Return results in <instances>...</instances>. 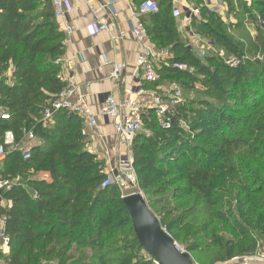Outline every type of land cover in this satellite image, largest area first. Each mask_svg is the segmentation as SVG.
Wrapping results in <instances>:
<instances>
[{
    "label": "trees",
    "instance_id": "1",
    "mask_svg": "<svg viewBox=\"0 0 264 264\" xmlns=\"http://www.w3.org/2000/svg\"><path fill=\"white\" fill-rule=\"evenodd\" d=\"M223 1L227 14L241 13L231 27L250 23L254 35L235 37L221 15L202 3L192 25L225 59L235 57V66L216 52L203 59L188 48L176 31L170 0H160L149 16L150 41L198 70L207 97L186 109L188 120L183 106H173L167 129L149 111L143 118L151 135L139 133L131 141L139 186L171 190L165 200L175 209L153 211L161 226L211 263L250 254L264 241V0H241L240 12L233 0ZM63 51V33L47 0H0V108L10 117L0 119V140L5 130L19 138L24 127H33L41 139L29 159L9 153L0 169L5 177H26V187L14 180L3 193L9 200L0 209L7 217L5 259L8 264H154L138 244L117 187L100 186L106 173L85 149L80 119L59 110L52 126L39 123L44 105L64 87L58 61ZM9 68L10 78L4 74ZM158 72V84L175 72L183 87L196 80L193 72L171 65ZM38 172L47 177L32 176Z\"/></svg>",
    "mask_w": 264,
    "mask_h": 264
},
{
    "label": "built area",
    "instance_id": "2",
    "mask_svg": "<svg viewBox=\"0 0 264 264\" xmlns=\"http://www.w3.org/2000/svg\"><path fill=\"white\" fill-rule=\"evenodd\" d=\"M47 1L51 6L53 18L56 21L64 22L63 24L58 25L59 30L63 33L71 34L74 31V26L66 20L67 16L72 11L70 1ZM112 1L113 0H107L102 7L106 8ZM201 1L206 8L218 13L219 15L224 12L227 7L223 0ZM157 10L158 5L155 1L143 0L138 5L135 13H154L157 12ZM173 13L177 15V11H174ZM199 19L200 8L194 3H191L190 7H188L185 12V15L182 17L181 22L184 26L189 27V34H191V42L187 43L188 48H193L192 50L198 57L204 58L208 54L207 47L212 44V42L201 37L195 32L192 24L194 20ZM128 25V31L131 32L136 41L140 43V50L136 58V65L140 77L144 83L154 85L156 89L142 88L138 90L133 98L126 96L123 99H117L113 94H108L101 104L99 115L100 117L112 119L115 134L119 137L120 142L130 149V140L136 134L143 132L146 136L150 135V131L145 127L143 118V115L149 111H152L155 114L156 121L160 127L163 129L170 127L169 114L173 108V104L176 102L173 101L175 98L172 94L169 96L170 101H166V95L163 94L165 86H161L157 83L160 77L158 72L160 62H164L166 65H171L172 68L179 71L193 72V67L187 66L185 63L179 61H174L173 55L169 53L167 49L158 50L149 43H146V31L140 22L131 19ZM89 29L93 32H110L113 29V25L107 17L103 16L96 18L90 25ZM126 33V30L119 29L116 36L118 38H123ZM215 54L222 56L223 52L220 50ZM58 61L61 64L62 59L60 58ZM225 63L229 66H235L238 61L235 57H230L225 60ZM122 68L121 64H116L110 73L111 78L117 80L120 76ZM169 87H176V85L172 83ZM170 91L174 92L173 90ZM59 110H65L68 113L74 114L90 131L95 133L94 130L97 124L96 115L91 111L84 97L79 94L77 89L70 85V83L64 85L54 100L49 101L44 105L40 113L39 123H41L42 126L52 123L54 114ZM0 119L9 120L10 117L8 112L1 111ZM35 138L36 135L34 134L33 127L22 128L21 136H19V138H16L12 130H5L0 140V169L9 153L17 152L23 160L29 159L31 155V145H29V142ZM119 165L120 168L118 171L115 170V168H112L106 174L100 183L102 188L113 184H116L121 189L127 188L129 185L133 186L136 181V174L133 168L132 158L128 157L127 154L120 157ZM13 184L14 179L0 174V209H5L9 205V200L3 197V193L10 190ZM31 196L36 198L38 196L37 192L34 191ZM6 220L7 217L5 213H0V254H6L9 251V237L6 232ZM175 245L178 250L186 252L184 249L179 248L177 244ZM231 260L230 264H264V249L257 246L254 254L242 257V261L238 258H232ZM153 263L156 264L155 261H153ZM192 264L194 263L192 262Z\"/></svg>",
    "mask_w": 264,
    "mask_h": 264
},
{
    "label": "crops",
    "instance_id": "3",
    "mask_svg": "<svg viewBox=\"0 0 264 264\" xmlns=\"http://www.w3.org/2000/svg\"><path fill=\"white\" fill-rule=\"evenodd\" d=\"M69 1L72 11L66 20L74 26V31L71 34L62 32L64 51L61 56L59 76L64 85L70 83L77 89L91 111L96 115L95 133L90 131L82 122L81 132L85 136V149L96 159H100L104 164L105 171L108 172L119 165V159L126 155L124 152L127 147L120 142L119 137L115 134L112 119L100 117V107L108 94H113L117 99H123L126 96L133 98L138 90L154 86L144 83L140 77L136 65L140 43L128 31V23L131 19L140 22L146 31V27L151 26L149 16L153 13H135L143 0H113L106 8H103L102 5L107 0ZM153 1L159 6L160 0ZM192 1L170 0L173 12L177 11V15L174 14L176 31L185 43L191 42V34H189V27L184 26L181 19L187 8L193 3ZM245 1L248 3L250 0ZM220 15L223 19L232 16L231 13L227 14V7ZM103 16L107 17L113 25L110 32H93L89 29L96 18ZM55 22L57 25L64 23L56 20ZM119 29L127 32L123 38L116 36ZM145 42L158 50H168L166 47H156L150 41L147 31ZM169 53L173 55L171 51ZM116 64H121L123 67L117 80L110 76ZM162 65L165 63L160 62V67ZM4 74L10 78L11 69H7ZM164 84L165 82L160 83L161 86ZM0 110L6 111L1 108ZM53 124L54 119L52 123L46 126L50 127ZM37 138L36 136L34 140L29 142L31 148L41 143V139L38 138L37 141ZM131 141L132 139L130 146ZM40 178H46V175ZM7 254H0V264H8V261H5Z\"/></svg>",
    "mask_w": 264,
    "mask_h": 264
},
{
    "label": "rangeland",
    "instance_id": "4",
    "mask_svg": "<svg viewBox=\"0 0 264 264\" xmlns=\"http://www.w3.org/2000/svg\"><path fill=\"white\" fill-rule=\"evenodd\" d=\"M233 1H234V6L235 5H238L239 12L240 11H243V9H241V6H239L241 0H238V1L237 0H233ZM192 2L196 6H198V7L201 6V3H202V1L200 3L198 0H193ZM202 5H204V4L202 3ZM231 15L232 16L230 18H224L223 19L229 25L228 28L230 29L229 32L231 34H233L235 37L238 36L240 38H242L245 35V33H249V34L251 33L253 35L255 34L254 28L251 26L250 23H247V25L244 28H241V27H233L232 28L231 26L236 22V20L239 21V15H241V13H239L238 15H234V14L231 13ZM239 25H241V24H239ZM210 42H211V40H210ZM207 50H208V54L207 55H213L215 52L220 51V49H217V47L213 46V44H210L207 47ZM222 56H223L224 60H226L225 59L226 58L225 57L226 55H225L224 52H223V55ZM185 64L187 66H190L187 63H185ZM175 73L176 74H174V76H172V79H170L168 81H165V84H164L165 91L163 92V94L166 95L165 96V100L167 99L166 101H170V97L169 96H171V94L173 95V97L175 98L173 101L176 102V103L173 104V106H176V105H180V107L183 106L182 113H184V112L186 113L185 116H186V119L188 120L191 117V113L186 112V109L190 105H195L196 104L195 103L196 101H199L200 99H204V97H207L206 94H205L206 93L205 92L206 91L205 88L201 85V83L199 81H197V79H200L203 75L200 72H198V70L197 71H194V69H193V73L196 76V80L191 81L190 82V85H188L187 87H183L182 85H180V81H182L183 77L180 76V75H178L177 72H175ZM172 83H174L176 85V87H171L170 88L169 85L172 84ZM151 88H155L156 89L155 86H152ZM170 90H173L174 92H171ZM1 111L2 110H0V112ZM182 126L185 127V129L188 131V129L185 126V123L184 122H182ZM146 129L149 130L148 127H146ZM141 133L143 135H145L143 132H141ZM150 135H151V132H150ZM36 140L38 141V138ZM187 148L189 150V147H187ZM124 153L127 154L128 157L132 158V149L131 148L130 149L126 148V150H125ZM99 161H101V160L99 159ZM119 168H120V165H117L116 168H115V170L118 171ZM103 172L106 173V174L109 172V171L108 172L105 171L104 164H103ZM42 175H44V173L38 172L37 174L32 175V176H37V178H40V177H45V175H46V177H47V174L46 173H45L44 176H42ZM12 179L15 180V183L16 184H24L26 177L24 179L23 175L17 174L15 176H12ZM113 185L117 187V189L119 190L120 195H122V196L125 195L126 193H130V192H133V191H137V190L140 191L144 195V197H145V199L147 201L148 206L154 212H158V211L161 212L164 209L165 206H169V207L175 209L174 204L172 202H168L167 200H165L166 196L171 192V190H165V191L158 192V191H156V188H155L157 184L144 190V189H142L139 186V184L137 182V178H136V181L133 184V186H130L129 185L127 188L121 189L116 184H113ZM24 186L26 187L25 184H24ZM180 211H181V208H178L172 214H170L168 216V218H167V222L170 221V219H172L173 217H176L180 213ZM173 233L175 235H178L180 238H183V234L181 232L179 233L177 230H175ZM179 240L178 241L175 240V243L177 244V246L179 248L184 249L186 252H188L190 254L191 260H192V262L194 264H224V263L230 264L231 263L230 261H232L231 260L232 258H230V259H228V260H226L224 262H219L218 261V262L211 263V262L206 261L204 259H201V258L199 259L198 257H196V255H194V253H192V252L190 253L189 251L186 250V248H185V246H186V240L185 239H183V241L181 239H179ZM257 246H260L261 248L264 249V241L261 240L259 242V245H257ZM256 249H257V247H256ZM255 250L252 253H250V254H245V255H242V256H236V257H233V258H238V259H240V261H242V257L253 255L254 252H255ZM6 259H5V261H8V259L7 260Z\"/></svg>",
    "mask_w": 264,
    "mask_h": 264
},
{
    "label": "water",
    "instance_id": "5",
    "mask_svg": "<svg viewBox=\"0 0 264 264\" xmlns=\"http://www.w3.org/2000/svg\"><path fill=\"white\" fill-rule=\"evenodd\" d=\"M122 202L138 244L150 259L156 264H192L190 254L176 248L174 239L163 229L140 191L126 193Z\"/></svg>",
    "mask_w": 264,
    "mask_h": 264
}]
</instances>
